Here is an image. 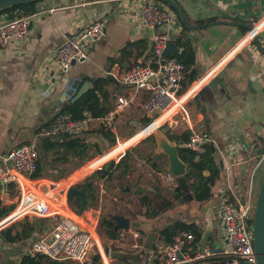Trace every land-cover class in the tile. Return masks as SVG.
<instances>
[{"label": "crops", "instance_id": "1", "mask_svg": "<svg viewBox=\"0 0 264 264\" xmlns=\"http://www.w3.org/2000/svg\"><path fill=\"white\" fill-rule=\"evenodd\" d=\"M158 1L173 10L165 2ZM171 1L184 19L173 10L177 22L166 32L169 43L176 45L177 54L186 50L195 59L191 70L194 80L184 79L181 96L191 125L209 135L212 142L208 147L219 170L211 189V200L196 202L190 188H180V178L173 176L172 183L165 181V176L170 174L167 158L156 153L155 141L147 137L150 129L142 132L145 121L150 118L141 106L146 93L136 92L117 79L120 73L136 66L149 65L158 69L150 53L152 31L137 27L134 13L125 8L129 3L121 0H40L31 14L34 17L28 35L0 48V190L11 197L10 205L0 211V218L12 211L18 201L14 185L4 181L2 158L22 145L34 144L41 151L40 128L75 103L72 99L78 92L84 90L86 93L97 80H102L97 91L100 109L110 111L119 97H134L133 103L122 109L111 126L103 128L93 123L85 133L76 136L89 145L82 166L79 158L54 161L55 156L50 152L49 166H43L40 178H26L27 185L37 193L49 191L75 171L88 167L91 173L79 187L74 185L56 191V202L92 227L98 245L103 241L116 248L118 252L112 257L113 263L122 259L125 251L137 248L145 234L154 233L156 229L149 226L155 219L167 224L165 229H172L177 221L195 224L199 237L192 233L198 244L209 245L212 249L218 246L221 235L214 213L219 190L230 187L245 191L251 186L254 191L264 172V158L260 162L264 155V0ZM12 15L0 13V25ZM98 19L105 21V32L88 49L86 60L76 62L59 77H35L63 41ZM258 23L257 37L242 43L250 30L248 27ZM214 68L215 72L205 83L198 82ZM164 119L160 117L155 122L160 125ZM161 127H164L159 129L162 133L165 130L188 133L179 123H166ZM113 140L115 145L111 146ZM124 150L125 154L118 160ZM40 158L44 161L42 155ZM112 161L114 164L109 166ZM83 186L87 187V205L80 213L83 216H79L69 207L79 209V198L68 203L66 195L70 188ZM209 216L211 219L207 221ZM137 217L152 220L141 226L136 223ZM119 220L128 222L127 230L120 228ZM52 222L48 218L25 217L2 227L0 264H20L22 258L27 257L31 243L51 230ZM207 224H212L211 230L206 229ZM107 225L117 235L115 240L109 238ZM90 256L93 259L95 254ZM149 258L153 264H162L152 259L150 253ZM70 262L40 258L37 264ZM85 263L88 261L81 264ZM104 264H110L108 257Z\"/></svg>", "mask_w": 264, "mask_h": 264}, {"label": "built area", "instance_id": "2", "mask_svg": "<svg viewBox=\"0 0 264 264\" xmlns=\"http://www.w3.org/2000/svg\"><path fill=\"white\" fill-rule=\"evenodd\" d=\"M121 1L129 3L125 8L134 13L139 29L152 31L150 53L158 69L149 65L136 66L120 73L117 78L122 85L131 87L136 92L146 93L141 106L153 120L143 129L153 125L158 118L165 117L164 121L151 130L147 137L166 123H179L184 125L189 133V139L183 147L196 154L203 153L205 147L212 141L207 133L198 131L191 125L186 103L183 96L179 95L182 82L186 78L185 67L170 57L165 60L163 73L160 72L159 67L160 57L169 43L166 32L175 26L176 13L158 0ZM12 14L11 20L0 25V48L13 39L25 38L30 31L34 15H22L20 9H15ZM259 24L247 32L242 43L251 42L257 37ZM104 32L105 21L98 19L67 38L55 49L50 59L38 69L35 77L37 79L45 75L59 77L67 73L73 62L87 59L88 49L103 37ZM215 70L216 68L210 70L198 82L204 80L203 83H205ZM133 98L119 97L116 106L102 117H94L91 112L83 110L81 117L74 119L71 113L62 111L56 114L47 126L40 128L38 137L80 136L93 123L107 128L112 125L123 108L133 103ZM263 158L264 155L260 162ZM38 160L39 153L34 144L11 149L2 158L4 181L14 185L18 201L12 211L0 218V229L25 217L51 219L53 221L51 230L45 236L35 239L29 246L26 256L30 260L37 263L40 258H45L52 262L83 263L90 256L93 246H96L97 249L99 248L100 260L104 264V259L107 257L104 250L98 247L92 227L80 217L58 205L55 196L57 187L49 190L53 193L49 191L37 193L35 189L27 185L26 178L37 170ZM236 165L239 163L236 162ZM164 179L169 183L174 181L171 174H167ZM10 201L11 197L0 190V211L7 208ZM255 203L256 194L251 186L245 191L222 187L218 192V203L214 213L221 235L215 249L209 245L198 244L192 232L181 231L172 242L162 243L152 248L150 257L160 260L162 264H257L252 242ZM15 213H17L16 217L10 220ZM210 219V216L207 217V221ZM5 221L8 222L4 223ZM206 229L211 230L212 224H207ZM132 235L137 238L135 232H132Z\"/></svg>", "mask_w": 264, "mask_h": 264}, {"label": "trees", "instance_id": "3", "mask_svg": "<svg viewBox=\"0 0 264 264\" xmlns=\"http://www.w3.org/2000/svg\"><path fill=\"white\" fill-rule=\"evenodd\" d=\"M37 0L32 3L23 4L17 7L7 8L0 10V13L9 12L12 13L15 9H20L22 15H31L34 12V6ZM13 18V15L10 16V20ZM170 58L176 59L185 67L186 79L192 82L194 79L191 75V70L195 65V59L192 53L184 50L180 54L171 55ZM156 68V67H154ZM103 83L102 80H97L94 83V87L89 89L82 95V97L73 104H70L64 112H69L72 114L74 119H79L81 117L83 110H88L92 113L94 117H102L106 114V110L100 109L98 102L97 91L99 85ZM156 118V117H154ZM152 118H149L145 121L144 127L149 125L152 122ZM142 128V129H143ZM164 127H160V130H163ZM170 142H174L179 146L178 156L180 160L186 165V173L180 180L183 182L184 186L190 188L194 193V200L198 203H206L212 198V187L215 184L216 179L219 175L218 167L213 158V152L210 147L206 146L204 152L201 154H196L195 152L183 148L182 145L186 143L189 139V134L184 133H172L169 130H165L163 133ZM104 136L108 137V135ZM152 139V137L150 136ZM115 145V141H112V145ZM89 145L87 142L80 137H69V136H60L53 138H41V151L38 150L39 160L37 170L30 176L31 179H37L41 177V171L43 166H49L48 156L51 152L55 156L54 161H64L70 157L79 158L81 160V166L84 164L86 158L87 150ZM40 155H42L41 160ZM103 155V153H99ZM113 161L109 164L113 165ZM88 190H91V186L87 185ZM2 214L0 213V216ZM109 230L108 236L110 239L115 240L117 235L112 232V227L110 225L106 226ZM181 231H191L196 237H199V229L195 224L185 223L182 221H177L173 224L172 229H163L161 231V236L164 243H170ZM20 264H37L30 260L28 257L22 258ZM85 264H100L99 259H91L90 262Z\"/></svg>", "mask_w": 264, "mask_h": 264}, {"label": "water", "instance_id": "4", "mask_svg": "<svg viewBox=\"0 0 264 264\" xmlns=\"http://www.w3.org/2000/svg\"><path fill=\"white\" fill-rule=\"evenodd\" d=\"M37 0H0V10L17 7L23 4H28L35 2ZM168 4L182 19H184L183 14L177 7V5L172 2L171 0H161ZM251 29V27H248ZM172 54H177L176 45L173 43H168L166 48L164 49L159 65H160V72L163 73V65L165 60L170 57ZM76 62H73L74 65ZM85 93L84 90L78 92V94L72 99V102H76L79 100L82 95ZM151 137L156 143V153L160 155H164L168 161V168L167 172L170 173L172 176L176 178H181L186 173V165L180 160L178 156V145L172 144L166 136L159 130L155 133H152ZM179 185L182 189L184 187L183 182L179 179ZM86 191L87 187L83 186L80 189L77 188H70L67 192V202L71 203L73 198H79L80 200V207L79 213H82L87 205L86 200ZM119 225L121 229L127 230L128 229V222L119 220ZM155 234L152 233L148 239L146 246L149 245L150 242L154 240ZM252 242H253V249L256 255L257 264H264V176L262 178L260 188L256 197L255 203V210L253 215V222H252ZM100 246V245H99ZM105 255H109V250L106 249L104 251ZM100 255L97 254L93 257V259H99ZM246 264V263H240Z\"/></svg>", "mask_w": 264, "mask_h": 264}, {"label": "rangeland", "instance_id": "5", "mask_svg": "<svg viewBox=\"0 0 264 264\" xmlns=\"http://www.w3.org/2000/svg\"><path fill=\"white\" fill-rule=\"evenodd\" d=\"M179 95H181V92L179 93ZM159 131L156 130L155 132ZM153 132V133H155ZM152 135V134H151ZM150 137V136H149ZM117 144V143H116ZM114 161H117V160H114ZM91 173V172H90ZM264 176V172H263V175L261 177V179L257 180L256 182V188L254 190V193L256 194V197H257V194H258V191H259V188H260V184H261V181H262V178ZM86 180V179H85ZM85 180L81 181L80 183H78L77 185L75 186H80ZM44 184L48 185L49 183H46L44 182ZM185 188V187H184ZM72 211L76 214H78L79 216L82 215L80 213H78V207L77 208H74L72 206H69ZM83 216V215H82ZM85 217V216H84ZM136 223L140 224L141 226L142 225H145L147 222H151V220H145L144 218L141 219V217H137L136 218ZM53 223V222H52ZM53 225V224H52ZM167 224L163 223L161 220L159 219H155L152 224L149 226V228H155L156 230L154 231V234H155V237H154V240L152 242L149 243L148 246H146L147 244V239L149 237V235L147 236V234H145L141 239L140 241H138V246L137 248H134L133 250L131 251H125V253L121 254V257L122 259L118 260L117 263H113V260H112V257L113 255L118 252L116 250L115 247H112L110 245H107V243L101 241L99 244L101 246V248L105 251L106 249L109 250V255H107L108 259H109V262L110 264H153L152 263V260L149 258V253L152 249V247L155 245V244H159L163 241V238L162 236L160 235V232L161 230L165 229ZM97 227V226H96ZM148 228V229H149ZM95 231L96 228H95ZM99 249V248H98ZM98 249L96 246H93V249L91 251V253H94L95 255L98 254ZM90 253V255H91ZM91 256L88 257L87 261L90 262ZM124 258V259H123ZM66 264H77V263H66ZM81 264V263H80ZM102 264V263H101Z\"/></svg>", "mask_w": 264, "mask_h": 264}, {"label": "bare ground", "instance_id": "6", "mask_svg": "<svg viewBox=\"0 0 264 264\" xmlns=\"http://www.w3.org/2000/svg\"><path fill=\"white\" fill-rule=\"evenodd\" d=\"M258 30V28H257ZM204 81V80H203ZM157 125L156 122H154L153 125H151L150 127L146 128V129H143L142 132H145L146 130L150 129V131L148 132L147 136L150 134L151 130H153ZM119 146V145H118ZM126 150H124L122 152L125 153ZM118 155V159L120 158V156L122 155ZM90 169L88 167H82L80 168L79 170L75 171L72 175H70L69 177H67L66 179L60 181L59 183H57L56 187L57 189H61V188H67V187H70V186H74L76 184H78L80 181L86 179L89 175H90ZM50 193H53L52 191H49ZM107 259V258H105Z\"/></svg>", "mask_w": 264, "mask_h": 264}]
</instances>
